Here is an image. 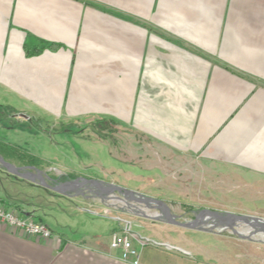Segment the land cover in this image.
<instances>
[{"label": "crops", "instance_id": "crops-1", "mask_svg": "<svg viewBox=\"0 0 264 264\" xmlns=\"http://www.w3.org/2000/svg\"><path fill=\"white\" fill-rule=\"evenodd\" d=\"M40 40L61 46L26 55L24 45ZM9 94L264 171V0H0V95ZM0 197L24 216H46L26 196ZM50 229L42 238L0 223V264H130L110 237L87 244ZM155 241L159 248L138 251L139 264L190 261L179 256L190 250Z\"/></svg>", "mask_w": 264, "mask_h": 264}, {"label": "rangeland", "instance_id": "rangeland-1", "mask_svg": "<svg viewBox=\"0 0 264 264\" xmlns=\"http://www.w3.org/2000/svg\"><path fill=\"white\" fill-rule=\"evenodd\" d=\"M13 110L27 118L12 117ZM63 110L62 106L57 115L34 100L0 95V140L26 158L35 157L28 164L42 170L49 183L100 179L165 201L184 222L203 210L264 218V171L227 161L217 151L174 150L116 121H98L99 116L90 113L66 115ZM14 156L9 161L26 163ZM11 180L0 175V196H26L39 207V214H46L42 223L78 242L104 240L127 228L145 242L144 247L135 245L140 253L159 248L154 243L161 237L190 250L187 256L179 253L182 260H190L186 264H264V236L249 235L243 223L236 228L248 238L229 229L192 230L142 216L141 210L158 212L152 207H134L130 200L102 197L88 188L59 195L41 185L28 187Z\"/></svg>", "mask_w": 264, "mask_h": 264}, {"label": "water", "instance_id": "water-1", "mask_svg": "<svg viewBox=\"0 0 264 264\" xmlns=\"http://www.w3.org/2000/svg\"><path fill=\"white\" fill-rule=\"evenodd\" d=\"M22 117H26L23 114H19ZM0 167L5 169L8 173L13 174L17 177L26 179L37 185H41L49 190L58 192L60 194H68V191L88 188L93 190L95 193L100 192L99 195L102 197H112L121 200H130L131 205L137 207L135 204H142L146 207H152L158 212L155 214H147L141 210L142 216L152 218L154 220H160L168 224L192 229V230H210L212 228H217L218 231L229 229L233 234L240 238H248L240 230L236 228L239 223H243L248 227L249 235L260 234L264 236V218L254 215L247 214H220L215 211L203 210L196 214L195 218L188 221H180L176 215H174L168 204L158 198H153L146 196L140 192L125 188L123 186L107 183L103 180L96 178L87 177H77L73 180L66 182H51L49 183L44 175L36 170V172H31L27 167L16 164L12 161L5 159L0 154ZM114 193H119L123 196L120 198L113 195ZM179 249V248H177ZM181 250V249H179ZM185 252L184 250H181Z\"/></svg>", "mask_w": 264, "mask_h": 264}, {"label": "built area", "instance_id": "built-area-1", "mask_svg": "<svg viewBox=\"0 0 264 264\" xmlns=\"http://www.w3.org/2000/svg\"><path fill=\"white\" fill-rule=\"evenodd\" d=\"M0 223L5 224L27 236L49 238L52 234L50 228L39 221L20 215L15 209L0 205ZM110 247L118 250L119 259L130 264H139V252L130 238L127 228L122 232L111 235Z\"/></svg>", "mask_w": 264, "mask_h": 264}, {"label": "trees", "instance_id": "trees-1", "mask_svg": "<svg viewBox=\"0 0 264 264\" xmlns=\"http://www.w3.org/2000/svg\"><path fill=\"white\" fill-rule=\"evenodd\" d=\"M59 46H61V44L40 40L38 43L33 44L32 46L24 45V52L26 55L32 56V55L40 53L43 49L54 50L58 48ZM97 120L103 121L106 123L114 122L113 120H110V119L106 120L105 118H101V117H98ZM0 154L7 160H12L11 158L15 157L14 155L21 156V158H24V160L26 161L25 164H28V162H32V160L35 159V157L33 156L26 158V155L24 154V152L16 150L11 144H8V142H5L3 140H0ZM0 205L5 208L15 209L20 215L23 216V214L19 211L20 206H18L15 202H12L6 199L5 197H0ZM34 220L42 222L41 218H36Z\"/></svg>", "mask_w": 264, "mask_h": 264}]
</instances>
